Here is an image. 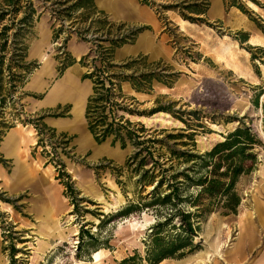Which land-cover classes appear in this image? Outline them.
<instances>
[{
	"label": "rangeland",
	"instance_id": "374dc122",
	"mask_svg": "<svg viewBox=\"0 0 264 264\" xmlns=\"http://www.w3.org/2000/svg\"><path fill=\"white\" fill-rule=\"evenodd\" d=\"M77 1L13 0L9 4L0 0V264H95L99 252L103 264H120L133 256L139 257L137 263L149 264L156 252V236L161 237V248L171 251L157 264H227L226 257L220 258V245L230 229L235 231L243 223L246 234L251 235L241 244L255 246L251 262L246 264H256L253 261L264 249V183L254 190L256 172L264 162V43L252 46L249 40L252 36L264 38V13L252 11L248 0H223L225 11L215 14L208 13L210 0H158L154 5L140 0L151 6L164 24L172 18L177 23L185 15L195 20H188L195 25H188L187 32L170 28L171 57L153 60L140 55L120 60L135 49L129 45L131 41L116 48L108 61L116 67L108 66L99 74L105 65L97 45L108 49L111 44L107 40L139 28L115 22L107 15L115 27L102 29L94 22L100 17L70 9ZM251 1L264 11V0ZM195 4L198 12L192 13L187 8ZM222 42L238 51L241 68L217 60ZM85 45L87 53L77 59L73 51ZM40 50L49 56L44 68ZM137 59V64L125 67ZM75 64L83 66L80 78L91 85L87 107L95 95V81L100 76L111 78L117 85V96L112 103H105L107 122L131 123L123 124L126 128L121 130L114 126L102 144L82 133L81 88L69 92L73 114L67 106L51 110L49 102L42 101L61 84L64 71ZM38 70L41 78L48 76L42 92L32 88V76ZM121 74L140 80L143 74L152 75L151 83L142 81L147 90L143 93L150 100L142 104L128 97L132 82L113 76ZM160 86L166 93L161 94ZM65 92L58 91V99L67 98ZM161 112L169 113L174 125L155 119L147 125L129 120L130 115ZM99 113L93 114L92 121L98 123L97 132L104 134L109 128L98 122ZM69 117L71 121L66 119ZM51 120L67 122L66 128L52 127ZM213 124L222 128L221 133ZM243 126L259 140L247 152L245 171L236 178L230 194L204 193L200 181L215 177L212 170L217 161L208 152L233 129ZM12 129H20L17 134L27 140L21 155H26L31 175L26 170L20 175L17 171L24 166L23 160L16 156L10 159L2 151ZM80 138L86 141L84 147ZM113 149L118 151L115 158L111 156ZM113 185L120 188L126 201L106 211L100 200L109 197ZM233 193L241 200L235 210ZM255 195L261 213L256 212ZM51 204L60 212L59 217L73 216L71 226L63 220L60 232L68 235V227H74L78 234L70 233L67 242L55 237L43 258L34 259L37 249L30 248L39 247L34 234L44 227L42 210ZM184 213H191L194 235L184 229ZM20 243L26 246L19 247ZM20 252L23 256L18 257Z\"/></svg>",
	"mask_w": 264,
	"mask_h": 264
},
{
	"label": "crops",
	"instance_id": "0c3cea01",
	"mask_svg": "<svg viewBox=\"0 0 264 264\" xmlns=\"http://www.w3.org/2000/svg\"><path fill=\"white\" fill-rule=\"evenodd\" d=\"M160 1L183 2L186 0H160ZM197 1H203V0H197ZM210 1H211V4L208 10L209 14H212V13L215 14V8H219V7L221 8V10L219 9L217 10V12L225 11V5H224L223 0H210ZM95 2H96V6L98 10L103 11L113 21L126 24V26L130 28L134 27V28L142 29V32H140L135 37V40L132 43H129V45H133L135 49H133V51L127 54L126 56L121 57L120 60L130 59V58L140 56V55L141 56L144 55L153 60L162 59V58L165 59V58L171 57V55L173 54L174 48H173V45L171 44L172 38H171L170 28L173 27L177 30H180V26L177 25V23H175L173 18L169 20V24H164L163 20L159 18L155 10L151 6L142 3L140 0H96ZM180 32L182 31L180 30ZM87 51H88L87 46L85 45L82 48V50L78 51L77 53L73 51V53H74V56L77 58V56H80V57L84 56L87 53ZM82 67L83 66H81L80 64H75L73 66L68 67L64 71L63 75L61 76L62 78L60 79L61 84L56 87L55 91L52 90L50 91L49 94L48 93L45 94L42 101L49 102L47 105L48 109L53 110V109H59L61 106H67L68 109H70L71 114H73L74 103L69 98V92L70 91L74 92V91H77L78 88H81L79 98L81 99L80 100L82 104L81 111H82V116L84 119V121L81 122L80 124L83 130L82 133L84 135L88 134V136H85L87 137L86 139H89L91 137L95 141L94 135L89 129V126L87 123V117H86L87 99L92 94V89H91V85L89 86L88 84L83 83V81L80 78L81 77L80 74L85 72L82 69ZM52 77L54 78V76ZM47 80H48V76L43 77L41 81H39L37 84H34V87L32 88H34L35 90L41 91V92L42 90L45 91ZM57 80H59V78ZM75 81L78 82L79 84L76 83L75 85ZM131 87L133 86L131 85ZM63 89H65L66 91L65 93L68 95V97L65 99L64 98L58 99V91H61ZM126 95L132 98L134 101H139L138 98L133 96L132 93L130 92L127 93ZM148 101L149 99L147 97L144 99V102H141V101L139 102L142 104H145ZM70 118L71 117L66 118V119L71 121ZM129 120H131V122L139 123L138 121L133 120V119H129ZM152 121L154 122L155 120H152ZM66 123L64 124V123L52 122L51 120V125L54 128L55 127L58 128L59 126L66 128ZM144 125H147V124H144ZM63 131L73 133L68 130H63ZM117 152L118 151H116V149H113V151H111V156L115 158V155ZM256 179L258 180V182H256L257 180H255L254 190L258 191L259 187L264 183V181H262L260 178H256ZM254 200L256 201L255 203L256 212L261 213L262 212L261 205L258 202L257 197H254ZM239 231H240V234L236 235L235 234L236 232L232 230L234 234L232 233L233 236H232V240H231L232 242H231L230 248L226 251L223 257H220L222 260L224 259V257H226L227 259H225V262L227 264H246L249 261L251 262L252 253H254L255 246L252 245L251 243H248L245 245L241 244V242L244 240V237L246 236L245 238V241H246L247 236H250L251 234L250 233L246 234V226L244 223L240 224L239 228L237 229V232ZM229 238L230 237L228 236L226 239L229 240ZM254 262L256 264H264V249L260 252L259 256L256 257L253 263Z\"/></svg>",
	"mask_w": 264,
	"mask_h": 264
},
{
	"label": "trees",
	"instance_id": "16d2710c",
	"mask_svg": "<svg viewBox=\"0 0 264 264\" xmlns=\"http://www.w3.org/2000/svg\"><path fill=\"white\" fill-rule=\"evenodd\" d=\"M96 0H78L74 5L71 6L70 9H83L86 11L87 16H98L100 17L97 21H94L98 23L102 29H104L106 26L115 27V24L112 23L108 16L103 12L98 10L96 6ZM9 4L13 2V0H8ZM165 8H169V5L164 6ZM195 7H198V5H192L189 6L187 9L191 10L192 13H197L198 11L194 10ZM175 8V7H173ZM185 19L191 20L193 23L195 20L192 18H187L184 15ZM124 27L123 25L121 26ZM142 30H136L131 32L130 35L125 36L123 38L118 39H112L107 40L110 42L111 46L107 49L103 47V45L99 44L98 52L101 53V60L103 61L105 67L103 69H99L97 72L105 73V69L108 66L116 67V65L110 64L108 61L113 59V54L115 52V49L118 47H121L131 41L135 40L136 35H138ZM130 39L131 41H129ZM247 41V40H246ZM94 51V50H92ZM83 61V60H82ZM139 60H133L131 63H128L125 65L126 68H129L131 66H134L137 64ZM115 78L120 79L121 82L130 81L132 82L133 88L136 89L139 92H146L147 90L143 87L142 81H146L148 83H151L152 75H141V80L137 77L133 76H126V75H113ZM85 78H89V76H85ZM109 82L108 86H106V82ZM116 83H114L113 79L100 76L98 80L95 81V95L92 96L89 100V104L87 107L86 117L88 119V126L92 134L94 135V138L97 143L102 144L106 138L110 135L111 130H113L114 126H118L117 130L125 129L126 127L123 124L130 125V122L122 123V120L117 123L116 121L107 122L109 120V114L107 112V106L105 103L109 104L112 103V99L117 96L115 90ZM119 87V85H118ZM104 93H101V92ZM264 95V92L261 94ZM258 98L255 101L256 104H258ZM100 101V102H99ZM101 104L99 107L94 106V104ZM114 104V103H113ZM94 106V107H93ZM263 113H264V101L261 106ZM96 112L99 113V123L101 124H107L108 130L104 132V134H99L96 130L98 123H95L92 121L93 114ZM112 112V111H110ZM116 130V131H117ZM120 140L122 141V147H126V143L122 137H120ZM117 141V140H115ZM259 140L257 139V135L252 132V130L249 127L243 126L235 129L233 132L229 133L226 137V139L218 144H216L211 151L208 152V156L212 157L214 159H217L216 163L213 166L212 174L215 176L211 179L205 178L200 181V185L204 188V193L207 194H215V193H224V194H230L231 190L233 189L234 183L236 178L245 171L243 161L248 158L247 152L252 150V148L258 144ZM226 167L224 171L223 168ZM229 180L227 181H223ZM232 198L234 199V207H232L233 210L240 204L241 200L240 197L237 194H232ZM171 198V196L168 197V199ZM130 207H128L129 209ZM127 209V210H128ZM126 210V211H127ZM190 215L191 213H184V218L186 221V226L184 229L191 235L195 234L194 225L190 221ZM156 234H159L157 232ZM160 236H156L154 238L155 242V250L156 252L152 253V257L149 258L148 263L149 264H157L160 263L166 256L167 253H170L171 251L163 250L161 248V243L159 242ZM139 258L137 256H133L130 258L124 259L120 264H145L140 258V262L137 263L136 259Z\"/></svg>",
	"mask_w": 264,
	"mask_h": 264
},
{
	"label": "bare ground",
	"instance_id": "6f19581e",
	"mask_svg": "<svg viewBox=\"0 0 264 264\" xmlns=\"http://www.w3.org/2000/svg\"><path fill=\"white\" fill-rule=\"evenodd\" d=\"M247 5L252 11H254L256 13H261V12L264 13V11L261 9V7L259 5H257L255 2L251 1V0L247 1ZM219 9L221 10L220 7L219 8H215V13H218L217 10H219ZM177 23L180 26L181 30L182 31H186V32H187V29H188L187 28L188 25H195V24H193V23H191V22H189L188 20H185V19H180V20L178 19ZM49 38H50L49 36L46 38L48 45L51 44L50 42H48ZM263 43H264V38L258 37V36H252L251 40H249V44L252 45V46H260ZM40 52H41V63L43 64L42 68H44L46 66L47 62L49 61V56L43 50H40ZM237 52L235 51V48L233 46H230V45L225 44L224 42H222V44H220L219 50H217V54L215 56H216V58H217V60L219 62L226 63L227 65H233L235 68L239 69L242 66V62L238 58L239 56L237 55ZM246 57H247V59L250 58L249 57V52H246ZM77 58L80 59L81 57L77 56ZM42 75L43 74L41 73V70H38L32 76V81H31L32 85L37 84L39 81H41ZM73 75H75V74H73ZM68 80H69V78H68ZM76 83H78V82L75 81V85H76ZM48 90H50V89H48ZM130 91H131L132 95L137 97L138 100L141 101V102H144V99L147 98V96H148L147 93L139 92V91H137V90H135L133 88L130 89ZM159 91L161 92V94H164V93H166L167 89L160 86L159 87ZM149 100H150V98H149ZM130 117L132 119L138 121V122L143 123V124H145V123L146 124H148V123L150 124L151 121L153 119H155V120H158V122L162 121V122H165L166 124L174 125V122H173L170 114L169 113H165V112H161V113L155 114L154 116H150V117H148V116H138V115H130ZM237 124L238 123L236 122V125ZM212 126H213L214 129H216L217 132L222 129V128L220 129V127L218 125H216V124H213ZM25 129L26 128H24V130ZM17 130H19V133H20V131H21L20 129H12L11 131H9L8 135L6 136V138H5V140H4L3 144H2L3 145L2 151L6 152L7 156L9 158L12 157V156H14V157L16 156V157H18L19 160H21V159L23 160L24 166L21 165V170L17 171L20 175L21 174H25L24 173L25 170L27 171V175H31L32 172H31V169H29L28 159H27L26 155H24V156L21 155L22 154L21 149L23 147L22 145H23V143L27 144V140H26V138L23 135L22 136L18 135L17 132H16ZM233 130H235V129H233ZM220 133H221V131H220ZM218 137H219V135H218ZM80 143H81L82 147H84L86 145L85 139L81 140ZM99 149H101V148H99ZM256 178H260L262 181H264V162L260 165L259 170L256 172ZM256 182H258V180ZM125 201H126V199H125L122 191L120 190V188L118 186L116 187L115 185H113L112 190L110 191L109 197L108 198L106 197L103 200H100V203L104 206V209L106 211H108L110 209L114 210V208H118L119 206L125 204ZM42 214L43 215L41 216V218L44 217V220H43L44 221V227L43 228L41 227L42 228L41 231L37 232V234H34V235L37 236L36 240L38 241L39 247L38 248H34L32 246V248H30V249H37V252H35L37 255L35 257H33L34 259L35 258H40V257H42L45 254V252L52 246V240L55 237L59 236L60 239L62 240V242H64L66 240L67 241L71 240V237L69 235L70 233H73L75 235L78 234L77 233L78 230L76 228H74V227H68V230L70 232L68 235L62 234L60 232V230L62 229L63 220L66 218V222L70 223V221L73 218V216H71L70 214H65L62 217H59L60 216V212L57 211L56 207L53 204H51L50 207L48 206L47 208H44L42 210ZM68 226H71V223ZM235 232H236L235 233L236 235L240 234V231L237 232V229L235 230ZM232 233L234 234V232H232V230L230 229L227 232L228 236L230 237L229 240L226 239L220 245V247H222V250H221V252L219 250V252H220V255L222 257L224 256L226 251L230 248V245H231V242H232L231 240H232V236H233ZM20 244L21 245L19 247L26 246V244H24V243H20ZM31 245H33V244H31ZM21 256H23L22 252L19 253L18 257H21ZM102 261H103L102 253L99 252L95 256V264H103Z\"/></svg>",
	"mask_w": 264,
	"mask_h": 264
},
{
	"label": "built area",
	"instance_id": "2783aa9c",
	"mask_svg": "<svg viewBox=\"0 0 264 264\" xmlns=\"http://www.w3.org/2000/svg\"><path fill=\"white\" fill-rule=\"evenodd\" d=\"M142 2H144V3H148V4H150V5H154L155 3H157V2H159L158 0H141ZM110 20V19H109ZM131 34V32H129V33H126V35L125 36H128V35H130ZM125 36H122V37H116L115 39H118V38H123V37H125ZM97 37H95V39H96ZM129 41H131L130 39H128ZM96 42V41H95ZM100 41H98V43H99Z\"/></svg>",
	"mask_w": 264,
	"mask_h": 264
}]
</instances>
